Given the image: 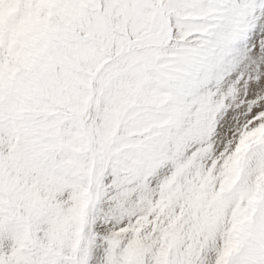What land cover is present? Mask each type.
<instances>
[{"label":"snow or ice","instance_id":"snow-or-ice-1","mask_svg":"<svg viewBox=\"0 0 264 264\" xmlns=\"http://www.w3.org/2000/svg\"><path fill=\"white\" fill-rule=\"evenodd\" d=\"M0 264H264V0H0Z\"/></svg>","mask_w":264,"mask_h":264}]
</instances>
